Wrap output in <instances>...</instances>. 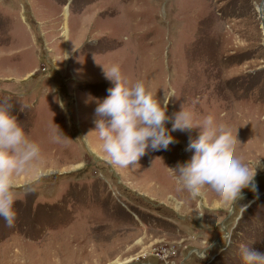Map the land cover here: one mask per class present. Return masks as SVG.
<instances>
[{
  "label": "rangeland",
  "instance_id": "374dc122",
  "mask_svg": "<svg viewBox=\"0 0 264 264\" xmlns=\"http://www.w3.org/2000/svg\"><path fill=\"white\" fill-rule=\"evenodd\" d=\"M261 1L0 0V101L57 169L21 193L11 226L0 218V264H242L241 245L264 253ZM112 65L158 98L174 90L169 115L182 106L230 130L254 190L229 208L180 189L167 167L191 157L196 128L171 132L176 142L138 165L104 160L92 130Z\"/></svg>",
  "mask_w": 264,
  "mask_h": 264
},
{
  "label": "clouds",
  "instance_id": "9594fccd",
  "mask_svg": "<svg viewBox=\"0 0 264 264\" xmlns=\"http://www.w3.org/2000/svg\"><path fill=\"white\" fill-rule=\"evenodd\" d=\"M104 75L113 86L96 104L92 131L99 153L110 165L121 169L138 165L147 151L167 150L174 144L171 132L196 128L198 135L190 138L186 146L191 157L174 168L167 167L180 189L198 201L210 200L213 205L229 208L243 199L242 189L254 190L253 164L249 166L234 154L236 137L212 115L197 120L191 110L182 106L169 115L167 105L170 98H176L174 90L158 98L143 82L129 85L124 81L118 65L104 70ZM12 109L11 103L0 101V218L9 226L14 223V204L21 193L27 195L57 170L45 165L40 144L27 135ZM63 137L56 126L53 140ZM240 258L242 264H264V253L249 245L240 246Z\"/></svg>",
  "mask_w": 264,
  "mask_h": 264
},
{
  "label": "water",
  "instance_id": "95a60500",
  "mask_svg": "<svg viewBox=\"0 0 264 264\" xmlns=\"http://www.w3.org/2000/svg\"><path fill=\"white\" fill-rule=\"evenodd\" d=\"M258 15L260 17L261 29L264 38V0H262L258 6Z\"/></svg>",
  "mask_w": 264,
  "mask_h": 264
}]
</instances>
